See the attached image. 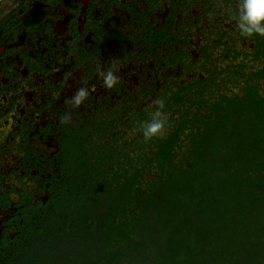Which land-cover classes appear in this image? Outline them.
I'll use <instances>...</instances> for the list:
<instances>
[{
  "label": "flooded vegetation",
  "instance_id": "obj_1",
  "mask_svg": "<svg viewBox=\"0 0 264 264\" xmlns=\"http://www.w3.org/2000/svg\"><path fill=\"white\" fill-rule=\"evenodd\" d=\"M134 1L6 0L0 5V13L10 9L0 15V120L7 125L9 114L13 120L11 131L0 132V264H119L133 257L136 236L128 222L137 213V203L131 200L123 211L120 202L123 187L137 170L138 157L129 155L136 151V137L123 141L122 132L113 129L116 120L92 116L81 120L65 96L75 92L78 81L87 82L93 69L90 62L96 63L111 49L119 61L129 60L128 49L122 47L132 49L134 43L126 37L124 24L130 29L137 26V41H147L155 50H140L137 59L156 55L162 43L170 51L166 30L173 21L174 0L157 28L151 25L155 0ZM255 43L257 52L263 53L264 38L256 37ZM59 93L64 99L60 104ZM91 98L83 106L90 107ZM255 109L258 116L251 117ZM66 112L71 113L70 120L62 122ZM227 112H233L234 120L245 118V131L253 124L251 130L264 141V96L247 86L230 97L215 98L204 118L198 110L187 119L193 143L188 154L194 161L197 146L204 143L200 132L215 135L218 154H209L211 159L221 161L222 154L233 153L228 136L239 123L232 122L234 126L222 132L219 126L230 125L214 122ZM141 118V112H135L132 125ZM236 143L243 148L251 142L240 134ZM208 163L204 159L203 167ZM94 187L96 198L91 199ZM122 226L131 230L129 240L115 235ZM91 236L102 252L86 258L83 243ZM119 251L123 255L108 259Z\"/></svg>",
  "mask_w": 264,
  "mask_h": 264
},
{
  "label": "water",
  "instance_id": "obj_2",
  "mask_svg": "<svg viewBox=\"0 0 264 264\" xmlns=\"http://www.w3.org/2000/svg\"><path fill=\"white\" fill-rule=\"evenodd\" d=\"M170 1L155 0V11L151 21L153 28L162 25L161 16ZM173 2L175 10L173 21L166 30V42L170 51L164 48L166 43H162L157 48L156 55L137 59L136 55L138 57L141 55L140 50L144 53L147 50V53L149 51L155 53V50L147 45V41L145 43L140 39L137 41L139 32L137 26L130 29L124 24L126 37L131 38L130 42L134 43L132 49L122 47L128 49L129 60L119 61L111 53L114 49H111L102 59L94 60L96 63L90 62L93 69L86 83L77 82L88 87L92 97L90 107L82 104L77 108L81 120L86 116L110 122L116 120L113 129L122 132L123 141L130 143L136 137V151L129 155L140 160L139 197L164 175L151 158L158 152L159 145L172 135L175 137V144L171 147L172 169L176 171L177 167L186 166L185 157L193 144L190 142L192 125L186 121L193 114L199 110L200 119L204 118L215 98L230 97L233 93H240L247 86L256 87L260 95L264 96V76L260 75V72L264 71V52H257L256 37L245 38L235 30L229 12L235 11L236 0ZM114 60L121 63L116 74L123 77V80L114 89H105L102 78L97 77L95 70L97 65L102 69L109 67ZM77 83L75 87L79 88ZM62 96L60 93L56 96L58 104L64 100ZM158 98H163L166 102V111L170 117L169 126L162 137L144 141L138 126L140 121L149 118L148 105ZM135 112H141L142 117L137 126L132 125ZM165 169H168V166ZM130 176L131 173L128 178ZM159 189L157 185H153L147 193L148 196ZM95 190L96 187L89 191L91 199L96 198L93 196ZM148 203L149 201L143 203L139 211H136L137 215L134 214V219L129 220V226ZM132 208L135 209L134 205ZM97 245L94 237L85 239L83 256L91 258L102 252Z\"/></svg>",
  "mask_w": 264,
  "mask_h": 264
},
{
  "label": "rangeland",
  "instance_id": "obj_3",
  "mask_svg": "<svg viewBox=\"0 0 264 264\" xmlns=\"http://www.w3.org/2000/svg\"><path fill=\"white\" fill-rule=\"evenodd\" d=\"M256 112L255 109V113L249 115L256 117ZM232 115L233 112L223 113L214 121L230 125L219 126L222 132H226L227 127L230 130L232 122L239 123L238 127L232 124L234 132L231 130L228 136L232 139V154L240 151L234 154L232 171L246 169L249 173L264 167V141L259 139L256 130H251L255 129L253 124L249 126L250 131H245L242 128L245 118L234 120L236 116ZM200 134V142L204 143L197 146V159L210 161V166L203 168V165H199L200 161L196 162V175H200L199 186H193L191 175L186 174L172 180L170 186H165L161 190L165 195L164 200L155 206L149 202L130 225L136 239L141 241L145 249L140 254L130 251L133 257H127V261L119 264H150L157 252L168 255L169 251L171 254L176 250L183 253V257H176L177 264H264V196L259 195L253 205L235 212L224 195L231 192V186L228 185L231 179L228 174L217 172L223 164L209 155L218 154L213 145L215 135L212 136L208 131ZM240 134L248 136L251 142L243 148H239V143H236ZM258 154H262L263 158L254 160L253 157ZM213 197L221 204H213ZM201 203L207 205L206 209L201 208ZM164 204L166 208H160ZM189 236L194 238L192 244L188 241Z\"/></svg>",
  "mask_w": 264,
  "mask_h": 264
},
{
  "label": "trees",
  "instance_id": "obj_4",
  "mask_svg": "<svg viewBox=\"0 0 264 264\" xmlns=\"http://www.w3.org/2000/svg\"><path fill=\"white\" fill-rule=\"evenodd\" d=\"M172 138L173 139L171 141L165 142V143L163 142L162 144H160L158 152L156 154H154L153 157L151 158L152 161L156 163V166L161 171L164 172V175L156 183H153L151 186H149L148 190L141 197L138 196L139 191H140V188H139L140 182L138 181V177H139L140 172L138 170V164L140 163V160L137 161L139 163L137 164V170H136L135 174L133 175L132 182L130 184H126L122 190L123 198H122L120 204H122V210L123 211L128 206L129 202L133 199H135V201L137 203V205H136L138 208L137 211H139V208L142 206V204L147 202V201L152 202L154 204V206L156 204H158L160 201L162 202L165 198V195H163V191H161V190L164 189L165 186H167V185L170 186L171 180H176L177 178L182 177L183 174H186L185 176L191 175V184L193 186H195V185L199 186L200 175H196V173L198 172L196 170L197 169V164H196L197 160L194 161L192 159L191 155L190 156H189V154L186 155V157H185L186 166L185 167H177V170L173 171L174 168L172 169L173 165L171 164L172 154H170V153H171V146H172L171 143L173 142L175 144V138H174V136H172ZM215 143L219 144L220 142L217 141ZM225 146H226V144L224 145V147ZM258 155L259 156L255 155L253 157V159L259 160V159L263 158L262 154H258ZM234 162H235L234 154H222L221 165L222 164L223 165L217 169V172H222L223 174L226 173L229 175V179H231L230 183L228 184L229 186H231V189H230L231 192L229 195H227V194H224V195L227 196L228 202L234 207L233 210L236 212L237 210H239L241 208H245L247 205H253L254 201L256 200V198L259 195L264 196V167H261V168L259 167V168H257L256 171L251 170V172H249V173L246 169H241V170H235L234 169V172H233L232 169L234 167L233 166ZM188 164H190V166H188ZM199 165H202V161L199 162ZM166 166H168V169H165ZM203 168H202V170H203ZM199 172H201L200 166H199ZM225 178H226V176H225ZM198 182H199V184H198ZM153 185H157V187H159L160 189L158 191L154 190V192H151L152 195L150 194L148 196L147 193L150 191V189ZM197 186H195V187H197ZM193 192H194V190H193ZM186 197L188 198V196H186ZM193 198L194 197H191V199H193ZM211 200L213 201L212 202L213 204L218 202L216 197L211 198ZM201 204H202L201 208L206 209L207 205H205L203 203H201ZM217 204L220 205L221 203L219 202ZM160 208H166V205L164 204V205L160 206ZM156 214H158V212ZM204 214L207 215V212L204 211ZM136 215H137V213H136ZM208 219H210V218H208ZM207 221L208 220H206V222ZM157 223L162 224L160 221H157ZM126 228H127V231H126ZM126 228L124 226H122V228H118L115 231V235H117V237L120 238L122 241H125L127 239L129 240L131 237V235H130L131 230L129 231L128 230L129 228L128 227H126ZM133 240H134L133 241V243H134L133 250L136 253L140 254V252L142 250H144L145 248L141 245V243H140L141 241H138V239L134 238V236H133ZM188 241H189V243L192 244L194 242V238L189 236ZM122 253L123 252H120V251L116 252V254L114 253L113 255H110L108 259H110V260L113 259L114 256H117V254L123 255ZM177 256L183 257L182 251L176 250L175 252H173L171 254L169 251L168 255L161 253V252H157L155 254V256L152 258V260L150 261V264H177V262H176ZM108 264H110V263H108Z\"/></svg>",
  "mask_w": 264,
  "mask_h": 264
},
{
  "label": "clouds",
  "instance_id": "obj_5",
  "mask_svg": "<svg viewBox=\"0 0 264 264\" xmlns=\"http://www.w3.org/2000/svg\"><path fill=\"white\" fill-rule=\"evenodd\" d=\"M6 0H0V5H3ZM10 3V0H8ZM9 8H5L4 13L7 14ZM229 15L234 21L235 30L238 34L245 38L262 37L264 38V0H236L235 11L229 12ZM75 43V40L73 41ZM120 64L118 60H114L107 68H101L97 65L96 75L102 78V85L105 89H114L120 82V77L116 74ZM90 95L88 87H79L70 96L65 98V103L71 107L79 108L85 103ZM150 112L149 118L142 120L139 123L138 131L142 135L144 141H150L153 138L162 137L169 126L170 117L166 111V102L163 98L154 99L148 105ZM71 113L66 112L61 117L62 122L70 120ZM8 120L7 125H3L0 120V132L7 134L11 131L13 123L12 114L5 117ZM19 137H16L19 142Z\"/></svg>",
  "mask_w": 264,
  "mask_h": 264
}]
</instances>
